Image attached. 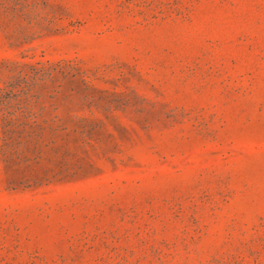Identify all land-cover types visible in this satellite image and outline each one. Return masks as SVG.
I'll list each match as a JSON object with an SVG mask.
<instances>
[{
	"label": "rangeland",
	"instance_id": "rangeland-1",
	"mask_svg": "<svg viewBox=\"0 0 264 264\" xmlns=\"http://www.w3.org/2000/svg\"><path fill=\"white\" fill-rule=\"evenodd\" d=\"M0 264H264V0H0Z\"/></svg>",
	"mask_w": 264,
	"mask_h": 264
}]
</instances>
